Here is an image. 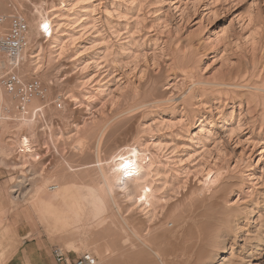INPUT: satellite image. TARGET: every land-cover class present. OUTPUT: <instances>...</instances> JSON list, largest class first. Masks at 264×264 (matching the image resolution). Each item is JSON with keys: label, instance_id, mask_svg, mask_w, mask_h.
Segmentation results:
<instances>
[{"label": "rangeland", "instance_id": "374dc122", "mask_svg": "<svg viewBox=\"0 0 264 264\" xmlns=\"http://www.w3.org/2000/svg\"><path fill=\"white\" fill-rule=\"evenodd\" d=\"M75 1L68 14L61 0H0L1 15L20 14L28 24V46L18 66L0 50V122H5L0 129V238L5 261L25 233L69 251L70 257L90 252L97 264H122L125 256L111 257L92 244L67 249L59 239L61 232L86 231L96 218L66 211L57 222L64 227L49 236L44 225L57 218L55 213L41 209L37 218L27 199L33 182L47 177V184L58 179L76 190L83 182L96 184L97 156L108 161L120 146L137 143L154 157L153 179L162 202L148 223L152 236L163 233L164 219L175 214L179 220L180 210L198 209L206 224L216 199L215 208L235 220L236 237H228L225 244L232 247L223 256L233 264H264V250L250 261L244 249L264 232L258 217L264 215V0ZM61 13L59 27L53 23L52 32L31 35L32 21L40 15L56 20L54 15ZM67 14L80 16L81 27L67 30ZM62 29L74 43L64 36L60 49L56 44ZM7 71L24 84L37 81L39 92L21 103L1 84ZM102 124L103 130L98 129ZM29 126L37 129L43 146L36 165L16 147L19 136L31 134ZM80 139L89 143L86 151L76 147ZM208 173L214 183L205 182ZM116 190L123 207L133 201L131 189L118 184ZM113 217L116 227L107 222L91 238L105 244L115 234L122 237L123 224L116 213ZM170 233L153 238L154 244L174 250Z\"/></svg>", "mask_w": 264, "mask_h": 264}, {"label": "bare ground", "instance_id": "6f19581e", "mask_svg": "<svg viewBox=\"0 0 264 264\" xmlns=\"http://www.w3.org/2000/svg\"><path fill=\"white\" fill-rule=\"evenodd\" d=\"M73 1L74 0H67V2H65L64 0H61V9L66 11L68 14H73L75 6ZM77 1L75 2L77 3ZM68 14L66 15V18H68L67 20H69V22L66 24V27L68 25L66 29L73 31L77 27H81L82 24H78L80 16L69 18ZM57 16L63 17L62 13L54 15L53 18L56 20L51 19L48 15H40L38 21H32L31 28L33 30H31V35L35 37L45 30L49 33L52 32V26H54L52 25L53 23H56V26L59 27V25L62 24L61 22H58L59 20L61 21V17ZM63 24L65 25L64 22ZM64 30H60L61 39H58V44H56L60 47V49H63L67 39L71 38L70 40H72L73 38L72 34H66ZM64 36L70 37L65 40ZM35 56L30 55V58ZM99 89L100 88H98V90ZM130 107L132 108L133 106ZM135 109L137 110L138 108ZM125 111L127 112V110ZM119 113H123V111ZM128 114L130 115L132 113L128 112ZM120 118L122 119V116ZM123 118L125 120V116ZM30 123L32 125L35 124V116ZM106 123L107 122L104 123V126H106ZM128 123H130V121H128ZM4 124L5 122H0V129L5 127ZM104 126L98 129L103 130ZM29 127L31 129V134L19 136L18 145H16V147L20 152L28 153L31 158V162L36 165L42 158L40 150L43 146L39 142L37 129H35L34 126ZM105 129L107 131L108 128ZM105 129L104 132L102 131V136L105 133ZM100 130L98 131L99 133H101ZM127 132V135L132 133L130 131V133ZM102 136H100V140ZM100 140L98 141L100 142ZM126 140L125 143L128 142ZM76 144V147H78L81 151H86L85 149L89 145L88 142L82 141L81 139L77 140ZM153 158V155L151 153H145V150L141 149L139 144L126 143L120 146L117 153L109 157L108 161H101L97 156L96 175L98 177V181L96 184L83 182L76 190L73 186H69V184H65L63 181L58 179L53 184H47L50 179L47 177L41 183L33 182V186L30 190L31 195L27 200L30 207L35 212V215L41 209H46L47 212L50 210L55 213L57 218L53 220L52 223H46L44 225V229L49 236L53 235L57 231V227H64L62 224H58L57 222L60 218L65 217L68 212L73 213L75 217L90 214L96 218V223L88 224V229L82 233H79L78 230H76L72 232L70 236H65L64 232L59 234V239L67 249H77L78 246L88 247L89 244H92L95 251L104 250V252L107 254L109 253L111 257H117L119 255L125 256L123 258L124 264H211V262L215 259L218 261V264H233L231 260L223 255L227 254L232 247L229 246L228 248V245H226L225 242L231 235L232 238L235 236V231L232 226V223H235V220L232 222L229 215L230 213L228 214V212H224V209H219V207L215 208L218 206V202L216 199L213 200L214 198L210 203L211 208L214 209L206 224L200 221L201 217L204 216V214L197 209L200 204L197 206L195 204V208L197 209H195L196 211L193 210L191 213H188L180 210L178 215L182 216L179 220H177L175 214L170 220L164 219L165 221H163V223L161 221L162 224H160L163 229V233L160 232L156 234V236L151 235V226L153 225L149 226V221L152 220V217L154 216V210L157 207L162 206L161 198L156 194L157 186L155 185V179H153ZM215 176L214 178H216ZM212 177L213 176L209 177L208 173L205 182L209 184L214 183V179H212ZM18 183H21V181L19 180ZM118 184L121 187H124L125 190L129 189L130 191L131 189L132 193L130 194L133 195V201L128 203L125 207L120 204L117 198L116 188ZM17 190L18 189H14L13 191L16 192ZM19 195L20 193H18L17 196L15 195L13 198L20 197ZM204 197L201 198L202 203L205 202ZM113 213L118 215L121 223L123 224V236L118 238V235L115 234L112 236L111 243L105 244L92 239V233L96 235L100 233V230L103 229L107 222L115 227L118 225L116 218H112ZM36 217L38 218V214ZM258 217L263 218L259 226L264 230V215L259 214ZM92 227L94 230H97V232L91 231ZM260 228L257 229L260 230ZM37 230L36 223H32V231L36 233ZM167 232H171L170 235L173 247L175 248L174 250H176L175 252L173 249L166 251L161 250L153 242V238L154 241L157 237L162 236L163 238ZM254 240L248 243L246 248L244 247V249H247L246 257H251L250 261L255 259L256 256L264 250V232L261 236H254ZM233 241L234 239H232V242ZM229 244H231V242ZM259 245H261V249ZM5 255L6 249L4 248V243L0 238V264L5 263ZM223 260L226 262H221ZM114 262L113 264L116 263ZM119 262L117 261V264Z\"/></svg>", "mask_w": 264, "mask_h": 264}, {"label": "built area", "instance_id": "2783aa9c", "mask_svg": "<svg viewBox=\"0 0 264 264\" xmlns=\"http://www.w3.org/2000/svg\"><path fill=\"white\" fill-rule=\"evenodd\" d=\"M47 36V33H45ZM28 46V24L20 14H13L8 18L0 14V50L9 55L13 67L20 63V56ZM1 84L4 90L16 96L21 103H26L34 93L39 92V83L33 81L24 84L12 71H7ZM69 251H64L58 246L52 248L55 264H97V259L90 252H83L75 257L69 256Z\"/></svg>", "mask_w": 264, "mask_h": 264}, {"label": "crops", "instance_id": "0c3cea01", "mask_svg": "<svg viewBox=\"0 0 264 264\" xmlns=\"http://www.w3.org/2000/svg\"><path fill=\"white\" fill-rule=\"evenodd\" d=\"M20 243L4 264H55L49 242L19 234Z\"/></svg>", "mask_w": 264, "mask_h": 264}]
</instances>
